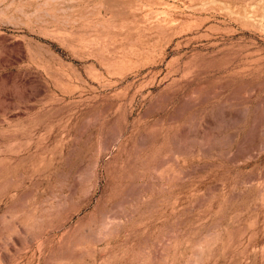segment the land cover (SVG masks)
I'll return each instance as SVG.
<instances>
[{
  "label": "rangeland",
  "instance_id": "obj_1",
  "mask_svg": "<svg viewBox=\"0 0 264 264\" xmlns=\"http://www.w3.org/2000/svg\"><path fill=\"white\" fill-rule=\"evenodd\" d=\"M0 264H264V0H0Z\"/></svg>",
  "mask_w": 264,
  "mask_h": 264
}]
</instances>
